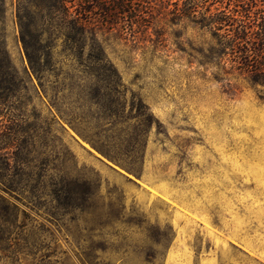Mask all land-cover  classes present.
I'll return each instance as SVG.
<instances>
[{
  "label": "rangeland",
  "instance_id": "1",
  "mask_svg": "<svg viewBox=\"0 0 264 264\" xmlns=\"http://www.w3.org/2000/svg\"><path fill=\"white\" fill-rule=\"evenodd\" d=\"M4 3L0 193L20 214L0 264H264V87L201 15L95 10L78 52L43 28L24 47Z\"/></svg>",
  "mask_w": 264,
  "mask_h": 264
},
{
  "label": "trees",
  "instance_id": "2",
  "mask_svg": "<svg viewBox=\"0 0 264 264\" xmlns=\"http://www.w3.org/2000/svg\"><path fill=\"white\" fill-rule=\"evenodd\" d=\"M101 1H105L108 5L103 6ZM101 1L16 0V17L22 32L21 39L24 47H26V28L31 29L36 37L40 35L43 28L45 31L63 30L66 39L76 43L80 52L84 44L83 38L91 23L90 18L95 14V10H100L102 16L109 18L110 24L117 23L120 19L119 14L128 17L133 9L136 10L128 7V2L131 0ZM95 2L99 5H94ZM4 4V0H0V23L6 11ZM67 4L74 8L72 12H69ZM177 11L183 16L197 17L200 14L196 23L216 31V45L220 57L228 55L233 71L243 75L252 86L264 87V0H182V6ZM27 56L30 67L38 73L39 69L34 59L28 53ZM1 58L0 50V61ZM91 144L99 150L96 144ZM8 147L11 145H4L0 147V150H7ZM8 153L4 151L2 155ZM104 154L117 162L107 153ZM5 192L10 194L11 191ZM19 214L17 206L0 193V240H7V236L11 233L10 229L16 224Z\"/></svg>",
  "mask_w": 264,
  "mask_h": 264
}]
</instances>
